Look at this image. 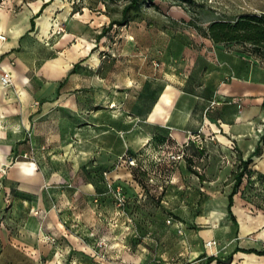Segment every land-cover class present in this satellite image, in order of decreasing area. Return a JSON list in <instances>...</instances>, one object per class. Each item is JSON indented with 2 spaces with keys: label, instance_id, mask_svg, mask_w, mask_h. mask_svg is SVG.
<instances>
[{
  "label": "crops",
  "instance_id": "1",
  "mask_svg": "<svg viewBox=\"0 0 264 264\" xmlns=\"http://www.w3.org/2000/svg\"><path fill=\"white\" fill-rule=\"evenodd\" d=\"M104 16L85 7L84 0H0V35L6 37L0 40V164L12 163L6 181L16 183L19 193L20 182L23 190L40 189L28 185L37 175L34 163L20 160L31 152V128L46 113L81 116L86 111L80 105L84 90L103 80L99 53L104 37L99 40L98 36L105 28L101 22ZM58 28L65 31L58 35ZM216 47L214 59L196 54L188 61L187 72L163 85L146 120L152 130L164 131L180 146L189 162L179 175L188 180V193L197 199L183 196L177 202L178 209L186 203L197 207L199 198L206 196L204 214L195 212L188 217L193 225L209 226L200 230L204 248L198 250V259L192 264H202L205 254L223 260L232 255L231 261L222 264H264V255L243 252L264 251V62ZM149 62H141L144 68L139 69L146 78L153 72ZM4 71L12 75L9 87L1 83ZM148 80L161 85L163 78L160 74ZM87 127L81 125L77 134ZM68 128L72 134L73 128ZM189 134L199 135L200 142L188 139ZM36 143L34 133L32 144ZM259 145L261 152L254 155ZM188 151L192 154H186ZM249 158L248 171L233 196L232 216L228 204L234 175L241 170V162ZM35 205L41 209L39 217L22 222L9 216L4 219L6 225L24 227L13 235L7 230L0 235L1 256L16 257L3 264H18L25 245L40 248L39 238L45 234L55 237V258L50 264H71L70 258H76V264H151L146 253L128 252L118 246L102 257V252L94 251L87 234L68 228L73 221L76 224L72 225H80V220L57 211L49 216L44 203ZM177 223L183 228L186 224ZM171 229L177 230L176 225ZM212 240L217 245L206 247Z\"/></svg>",
  "mask_w": 264,
  "mask_h": 264
},
{
  "label": "rangeland",
  "instance_id": "2",
  "mask_svg": "<svg viewBox=\"0 0 264 264\" xmlns=\"http://www.w3.org/2000/svg\"><path fill=\"white\" fill-rule=\"evenodd\" d=\"M126 3L84 0L85 7L105 15L101 19L105 27L121 19ZM262 13L264 0H192L184 4L153 0L143 5L135 21L122 27L114 25L100 48L99 72L103 80L86 88L80 98L84 114L46 113L29 131L31 152L20 160L34 163L37 175L28 185L40 189L23 190L20 182L19 193L16 183L6 181L12 163L0 164V235L7 231L13 235L20 226L24 227L4 224L7 216L20 222L41 216V209L35 208L40 201L49 216L57 211L80 220V225H72L76 224L73 221L68 228L87 234L94 251L105 256L118 246L128 252L146 253L151 264H192L198 259V250L204 248L200 230L209 226L193 225L188 217L195 212L204 214L206 196L199 198L197 207L186 203L178 209L177 202L183 196L197 199L188 193V180L179 175L189 162L183 149L173 144L164 131L152 130L147 113L163 85L187 72L188 61L196 54L214 59L218 45L220 49L252 56L251 47L216 44L203 37L199 27ZM148 60L153 72L146 78L139 69L144 68L141 62ZM160 74L161 85L148 80ZM81 125L88 126L87 130L77 134ZM68 127L75 132L70 134ZM128 157L135 159L134 166L129 165ZM120 196L124 198L123 205H119ZM168 220L184 221V233L171 229L174 224ZM51 238L50 234L39 238L40 248L25 245L18 264H50L55 258ZM1 248L0 241V264L16 259L2 257ZM69 261L79 263L76 258Z\"/></svg>",
  "mask_w": 264,
  "mask_h": 264
},
{
  "label": "trees",
  "instance_id": "3",
  "mask_svg": "<svg viewBox=\"0 0 264 264\" xmlns=\"http://www.w3.org/2000/svg\"><path fill=\"white\" fill-rule=\"evenodd\" d=\"M127 3L121 11V19L112 20L108 27H105L98 39H102L106 36L108 31L114 26L120 27L127 25L128 23L135 21L142 10L143 5L146 3H153V0H126ZM180 4L190 3L192 0H175ZM34 25V24H33ZM200 34L212 40L216 44H228V43H240L251 47L250 55L259 58L264 62V13L262 14H245L237 17L233 21L217 20L210 23L207 28H198ZM264 144V134L261 139ZM261 152V145L255 151L254 155H258ZM251 158L245 162H241V170L234 175V190L229 194L228 212L232 214L233 196L235 195L238 187L240 186L243 177L247 173L248 165L251 163ZM130 165V164H129ZM131 166V165H130ZM197 173V172H195ZM198 175V174H197ZM200 179L202 178L199 176ZM236 251H243L237 249ZM248 253H256L258 255H264V251H243ZM232 255H229L226 259H220L215 256H205V261L202 264H212L214 261L217 264L228 263L231 261Z\"/></svg>",
  "mask_w": 264,
  "mask_h": 264
},
{
  "label": "built area",
  "instance_id": "4",
  "mask_svg": "<svg viewBox=\"0 0 264 264\" xmlns=\"http://www.w3.org/2000/svg\"><path fill=\"white\" fill-rule=\"evenodd\" d=\"M65 30L63 28H58L57 32L58 33H61V32H64ZM6 39L5 36L3 35H0V40L1 41H4ZM1 83L4 87H9L12 85V75L10 72H7V71H4L2 74H1ZM189 138L188 139H191V140H196L197 142H200V138H199V135L195 136V134H189L188 136ZM128 163L131 165V166H134L135 165V159L132 158V157H128ZM2 170V169H1ZM119 205H123L124 204V198L123 196H120L119 197ZM168 223L169 224H174L176 225V229H177V232L179 234H183L184 231H183V227L181 224L179 223H172L171 220H168ZM52 241L54 242L55 241V237H52L51 238ZM102 245V244H100ZM217 245V242L215 240H212V241H208L206 243V247H212V246H216ZM102 257H105L104 254H102Z\"/></svg>",
  "mask_w": 264,
  "mask_h": 264
}]
</instances>
